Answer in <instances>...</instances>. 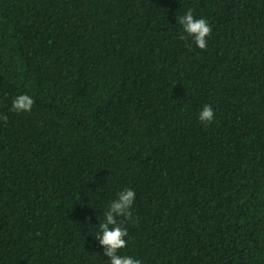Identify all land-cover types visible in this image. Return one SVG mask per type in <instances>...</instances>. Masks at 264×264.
<instances>
[{
  "label": "trees",
  "instance_id": "trees-1",
  "mask_svg": "<svg viewBox=\"0 0 264 264\" xmlns=\"http://www.w3.org/2000/svg\"><path fill=\"white\" fill-rule=\"evenodd\" d=\"M125 188L120 255L264 264V0H0V264H110Z\"/></svg>",
  "mask_w": 264,
  "mask_h": 264
},
{
  "label": "clouds",
  "instance_id": "clouds-1",
  "mask_svg": "<svg viewBox=\"0 0 264 264\" xmlns=\"http://www.w3.org/2000/svg\"><path fill=\"white\" fill-rule=\"evenodd\" d=\"M177 23L183 26L188 36L192 37L200 49H206L207 37L212 33V28L204 18H195L193 11L189 9L184 15L177 18ZM34 100L27 94L18 95L13 100V110L16 112H31ZM214 110L210 105H205L200 112L199 118L202 123H211L214 119ZM3 119L7 121L5 115ZM136 192L131 188H125L117 193V198L112 200L105 211V220L99 224L100 234L96 236L100 245L104 248V255L110 257V264H142L141 260L127 255H120L121 249L127 247L125 239L129 233L126 227L118 222V217H124L126 221L133 219L131 211Z\"/></svg>",
  "mask_w": 264,
  "mask_h": 264
}]
</instances>
